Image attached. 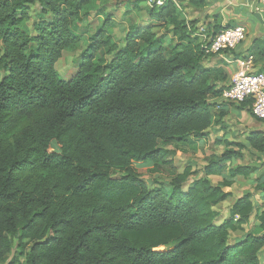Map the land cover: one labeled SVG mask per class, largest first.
I'll use <instances>...</instances> for the list:
<instances>
[{"label": "trees", "instance_id": "1", "mask_svg": "<svg viewBox=\"0 0 264 264\" xmlns=\"http://www.w3.org/2000/svg\"><path fill=\"white\" fill-rule=\"evenodd\" d=\"M100 1L0 0V264H262L264 212L256 215L253 194L219 223L215 208L232 197L233 182L210 181L243 159V145L224 140L227 150L191 185L190 168L152 188L135 167L167 163L161 144L187 145L220 123L211 100L226 88L203 67L212 55L193 43L176 5L149 11L152 21L173 23L174 48L153 26L132 28L116 48L108 16L77 73L58 75L64 52L82 42L74 26ZM235 106L251 113L248 103ZM247 144L263 154L264 133ZM255 170L228 173L247 179ZM256 191L264 205V183ZM253 217L261 233L231 244Z\"/></svg>", "mask_w": 264, "mask_h": 264}, {"label": "rangeland", "instance_id": "2", "mask_svg": "<svg viewBox=\"0 0 264 264\" xmlns=\"http://www.w3.org/2000/svg\"><path fill=\"white\" fill-rule=\"evenodd\" d=\"M177 1L180 6L179 11L181 12L178 21L184 20L185 24L189 26L188 28L192 32L191 40L194 44L202 40L199 35L204 28L198 27L201 22L209 19L222 20V15L218 14V10L212 12L216 16H212L207 12L214 7L220 8L221 6L222 8L224 0H216L213 3H208L207 0ZM241 1L237 0L238 4ZM150 9L151 7L144 0H102L96 2L92 7L90 17L78 22L73 28V32L81 36L82 42L76 49L65 51L63 58L57 63L56 70L60 78L68 81L77 73L80 55L90 45L91 38L102 28L108 16L113 19V25L108 30V34L112 37L116 48L124 47L126 36L136 26H153L157 37L168 48H174L178 44L179 36L174 35L173 23L170 21L165 23L152 21L149 17ZM39 13V7L31 10V21L27 25L30 32H33V24L38 21ZM215 24L218 25H214L211 21L207 27L210 29H213L214 26L221 27V23H217L216 21ZM228 25L231 26L232 24ZM208 28L204 29L206 34H208ZM257 46L261 47V44L258 43ZM203 67L208 68L204 63ZM210 69L216 72L213 79L215 85L218 88H226L228 83L223 80L224 74L222 71L217 68ZM4 75L5 73L0 71V79ZM211 102L215 106L213 109L215 118L217 122L220 120V123L213 126L204 138L190 139V143L187 145L161 144L160 146L167 156V163L158 167H155L153 164H136L135 167L141 174L142 179L152 188L168 187L177 175L183 174L186 169L190 168L194 174L188 182L191 185L203 178L204 168L210 158L220 157L227 150L226 144L223 143L224 140H227L231 144H241L245 147L243 159L228 164V171L238 166H252L256 170L247 179L243 177L231 179L228 171L220 177L210 178L213 185H219L225 180L233 182L232 189L225 190L231 191L232 197L215 208L219 214L218 222L222 223L228 218L229 211L237 199L247 193L253 194L254 203L258 210L256 215H259L264 212V205H262L260 193L256 191V188L259 184L264 183V153L253 155L252 149L247 144V138L252 132L264 133V123L256 120L251 113L246 111L241 112L235 105L224 103L221 99H212ZM223 106L228 110L224 114V117L220 119V108ZM121 176V173L114 174L115 178H120ZM259 224L256 217H253L250 225L244 227L242 231L230 234L229 242L233 244L246 239L253 233H261V230L258 228ZM260 259L262 264H264V250L260 253Z\"/></svg>", "mask_w": 264, "mask_h": 264}, {"label": "built area", "instance_id": "3", "mask_svg": "<svg viewBox=\"0 0 264 264\" xmlns=\"http://www.w3.org/2000/svg\"><path fill=\"white\" fill-rule=\"evenodd\" d=\"M151 8L163 7L172 2L178 9L177 0H144ZM258 4L257 10H264V0H254ZM190 29V28H189ZM202 48L206 54L218 56L228 60L238 67V73L231 84L223 91L220 99L224 103L242 105L249 104L252 116L264 123V72L254 70L255 56L237 57V50L245 42L246 28L243 26L225 27L215 34H206L201 30Z\"/></svg>", "mask_w": 264, "mask_h": 264}, {"label": "crops", "instance_id": "4", "mask_svg": "<svg viewBox=\"0 0 264 264\" xmlns=\"http://www.w3.org/2000/svg\"><path fill=\"white\" fill-rule=\"evenodd\" d=\"M207 1L208 3H213V1L215 2L216 0ZM222 6V8L221 6L220 8H211V10L207 12L212 16H216L212 14V12L218 10V14L222 15L221 21L220 19L205 20L201 22L198 27H203L204 29L208 28L207 26L211 21L214 25H218L215 24L217 21V23H221V29L235 26H243L246 28L247 37L245 42L237 50V57H244L246 55L255 56L254 70L264 72V16H262L264 15V10L260 8L257 10L258 4L254 0H244V2L242 0L240 4H238L237 0H224ZM228 24L232 25L229 26ZM258 43L261 44V47L257 46ZM204 65L208 68H217L221 70L227 77L225 82L228 84L226 87L231 84L233 77L239 70L236 64L230 63L228 60L221 59L218 56L208 58L204 61Z\"/></svg>", "mask_w": 264, "mask_h": 264}]
</instances>
